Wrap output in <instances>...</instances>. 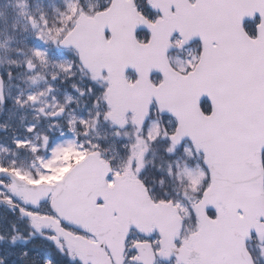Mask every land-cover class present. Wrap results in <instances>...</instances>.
<instances>
[{
    "label": "snow or ice",
    "instance_id": "snow-or-ice-1",
    "mask_svg": "<svg viewBox=\"0 0 264 264\" xmlns=\"http://www.w3.org/2000/svg\"><path fill=\"white\" fill-rule=\"evenodd\" d=\"M0 264H264V0H0Z\"/></svg>",
    "mask_w": 264,
    "mask_h": 264
}]
</instances>
